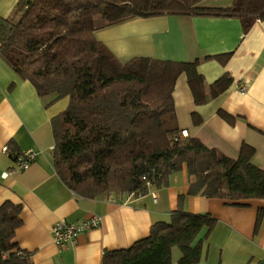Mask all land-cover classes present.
Segmentation results:
<instances>
[{
  "label": "trees",
  "instance_id": "16d2710c",
  "mask_svg": "<svg viewBox=\"0 0 264 264\" xmlns=\"http://www.w3.org/2000/svg\"><path fill=\"white\" fill-rule=\"evenodd\" d=\"M201 2L20 0L10 17L0 18V58L41 100L50 98L45 106L68 99L65 110L51 119V157L58 179L76 196H144L167 187L185 165L188 196L234 205L264 200V171L252 164V147L244 144L230 158L198 138L180 137L172 101L177 77L186 76L195 106L208 99L197 60L133 57L121 63L94 36L129 20L166 15L236 18L243 34L255 21H264V0H232L225 7ZM228 57L214 58L224 64ZM231 83L230 76H221L211 84L210 98ZM218 115L232 124V117ZM191 119L195 126L201 122L194 113ZM13 150L15 160L19 154ZM19 214V205H0V264H32L31 254L14 241ZM262 218L264 208L257 210L255 230ZM215 223L209 214L186 211L179 196L168 223H153L149 235L127 249L104 252L101 264H171L172 248L180 252L177 264H196L202 240Z\"/></svg>",
  "mask_w": 264,
  "mask_h": 264
},
{
  "label": "crops",
  "instance_id": "0c3cea01",
  "mask_svg": "<svg viewBox=\"0 0 264 264\" xmlns=\"http://www.w3.org/2000/svg\"><path fill=\"white\" fill-rule=\"evenodd\" d=\"M19 1L0 0V18L10 17ZM231 2L210 0L202 6L225 7ZM94 36L121 63L133 57L197 60L208 99L195 106L186 76L180 74L172 91L178 129L230 158L248 145L254 149L252 164L264 171V21H255L243 34L236 18L166 15L129 20ZM227 54L224 64L214 58ZM225 74L231 77V85L210 98L211 84ZM49 100H41L33 86L20 80L0 58V205L20 206L21 223L14 241L31 254L32 264H101L104 252L127 249L146 238L153 223H168L179 196L189 213L209 214L216 220L205 239L204 232L200 235L196 264H264V218L255 230L257 210L264 208V200L234 205L188 196L185 165L170 177L167 187L129 201L108 196L85 199L72 193L58 179L51 157V119L65 110L68 99L45 106ZM219 111L232 117V124L220 118ZM193 113L201 120L197 126L192 123ZM4 146L18 154L33 151L35 160L28 169L13 171V159L2 152ZM93 216L100 218V225L78 235L74 246L60 249L53 244L54 224L79 223ZM178 252L172 248L171 264H177Z\"/></svg>",
  "mask_w": 264,
  "mask_h": 264
},
{
  "label": "built area",
  "instance_id": "2783aa9c",
  "mask_svg": "<svg viewBox=\"0 0 264 264\" xmlns=\"http://www.w3.org/2000/svg\"><path fill=\"white\" fill-rule=\"evenodd\" d=\"M244 87H240L242 91ZM180 137H187V131H181ZM2 152L7 156H11L9 148L4 146ZM35 153L33 151H25L16 156L13 160L12 170L13 171H24L29 168V166L35 160ZM8 174H3L6 177ZM100 225V218L97 216L90 217L88 219L82 220L79 223H67L58 222L50 229L51 239L55 246L60 249L72 247L76 244L77 237L85 231L97 228Z\"/></svg>",
  "mask_w": 264,
  "mask_h": 264
},
{
  "label": "rangeland",
  "instance_id": "374dc122",
  "mask_svg": "<svg viewBox=\"0 0 264 264\" xmlns=\"http://www.w3.org/2000/svg\"><path fill=\"white\" fill-rule=\"evenodd\" d=\"M210 0H202L201 5H206ZM106 196V195H105ZM108 197H111L113 200H117V201H129L132 200L135 195H117L116 193H109L107 194ZM178 254H180L178 252Z\"/></svg>",
  "mask_w": 264,
  "mask_h": 264
}]
</instances>
